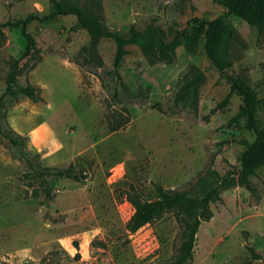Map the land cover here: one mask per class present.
I'll list each match as a JSON object with an SVG mask.
<instances>
[{"label":"rangeland","instance_id":"obj_1","mask_svg":"<svg viewBox=\"0 0 264 264\" xmlns=\"http://www.w3.org/2000/svg\"><path fill=\"white\" fill-rule=\"evenodd\" d=\"M56 1L101 15L107 30L127 34L132 25H153L168 42L180 35V44L164 61L129 44L119 67L122 86L113 74L116 41L94 46L75 15L40 19L55 10L51 0H0V24L40 17L28 26L34 48L0 102V261L166 264L182 246L180 209L131 232L134 200L156 199V184L187 186L212 166L219 177L233 172L235 186L210 204L212 216L200 226L190 264H264V148L245 169L246 143L256 133L240 114L243 97L207 56L197 23H214V53L254 89L262 129L264 32L214 0ZM26 46L21 28L0 31V97ZM195 67L205 75L197 95L190 91L176 102L180 80ZM27 83L42 89V101L23 93ZM8 135L23 145L14 146ZM21 150L53 169L74 164L80 180L51 181L52 199L33 196Z\"/></svg>","mask_w":264,"mask_h":264},{"label":"trees","instance_id":"obj_2","mask_svg":"<svg viewBox=\"0 0 264 264\" xmlns=\"http://www.w3.org/2000/svg\"><path fill=\"white\" fill-rule=\"evenodd\" d=\"M55 2L56 8L50 14L40 18L36 13L29 14L24 19L17 21H7L0 24V31L5 28H21L22 34L25 36L27 46L25 52L16 58L13 62V69L10 72L7 88L5 93L0 97L1 100L12 92L20 73L21 61L29 56L34 48L35 40L28 31V26L36 19L49 20L59 15H75L81 26L87 27L92 44L97 45L101 39H113L117 43V52L114 58L113 74L122 86H125L123 77L120 73V64L127 53L129 44H137L142 51L155 61L168 60L175 53L176 48L180 44V35L176 36L172 41L165 40L164 35L158 27L149 25L145 30H139L132 25L127 34H122L112 30H107L103 26L102 16L84 10L80 6L65 7L61 1L51 0ZM223 5L229 12L245 16L249 22L256 25L260 32H264V0H214ZM197 35L205 34L206 45L205 50L211 62L221 71V73L230 81L232 90L240 94L244 99V107L241 115L245 116L249 125L256 133V139L251 144L246 143L247 149L243 154L244 168L248 169V161L257 151L264 148V129L260 128L259 121L256 117V93L241 78L230 74L223 67L219 59L214 53V35L215 29L212 21H199ZM185 39L192 40L188 35H183ZM205 75L201 69L195 67L191 74L185 75L178 84V89L174 94L176 102L182 100L187 92L193 91L197 95L198 85L204 80ZM23 93L34 101H42V89L31 83H27L22 87ZM116 95L120 92L117 90ZM161 108V107H160ZM129 122V118L124 121L117 122L114 130L121 128ZM0 133H4L0 126ZM14 146H21L24 139L12 137L8 135ZM27 158V153L20 151ZM30 165V171L25 174V184L32 189L33 196L43 194L48 199H52L51 181L60 178H70L79 181L80 177L75 171L74 164H70L67 168L53 169L43 165L41 162L37 164L27 158ZM229 172L223 177H219V173L212 166L206 171L199 173L196 180L188 183L187 186L181 188H165L156 184L158 197L154 200L135 199V212L128 222V229L136 232L147 224L161 218L168 211L180 209L179 220L181 223L182 246L180 253L173 260L166 264H190L194 258V247L196 236L200 226L204 220L210 219L212 211L210 204L221 198L224 189L234 187V177ZM0 264H8L0 261Z\"/></svg>","mask_w":264,"mask_h":264}]
</instances>
